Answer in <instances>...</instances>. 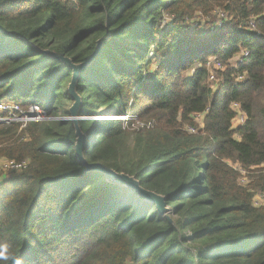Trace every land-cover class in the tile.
<instances>
[{"label":"trees","instance_id":"1","mask_svg":"<svg viewBox=\"0 0 264 264\" xmlns=\"http://www.w3.org/2000/svg\"><path fill=\"white\" fill-rule=\"evenodd\" d=\"M107 35L77 83L84 159L163 196L171 223L86 172L60 119L71 70L40 52L82 63ZM4 100L48 119L0 123V160L24 166L0 181V264H264V0H0Z\"/></svg>","mask_w":264,"mask_h":264},{"label":"water","instance_id":"2","mask_svg":"<svg viewBox=\"0 0 264 264\" xmlns=\"http://www.w3.org/2000/svg\"><path fill=\"white\" fill-rule=\"evenodd\" d=\"M109 38L110 36L107 35L106 37L99 39L96 42L94 51L85 59V61L78 64L73 63L72 60L67 57H64L63 55L56 54L51 51H41L40 53L50 57L51 59L57 62H60L63 66H66L71 70V78L67 86V91L70 100L72 101V104L68 109L69 117L66 118V120L71 121L75 128L76 140L74 144V150L76 155V161L85 166L86 172L91 171L99 173L104 176L105 180L108 183L132 189L134 193L140 198H143L145 201L152 203L155 206L156 212L160 216L165 217L166 220L171 223L170 218L167 216L169 210L166 207L165 198L163 196L151 191L144 190L140 187L138 181L135 180L133 177H130L125 174L116 173L113 170L108 169L99 163L87 164L84 159L83 149L86 143V137L80 131L79 128V121L83 118L79 115V111L81 108V98L77 93V83L81 71L85 70L93 63V61L97 58L98 54L100 53L103 43L107 42Z\"/></svg>","mask_w":264,"mask_h":264},{"label":"built area","instance_id":"3","mask_svg":"<svg viewBox=\"0 0 264 264\" xmlns=\"http://www.w3.org/2000/svg\"><path fill=\"white\" fill-rule=\"evenodd\" d=\"M223 21H224V19L219 20L215 26H218V28H220L221 26H223V24H221ZM244 28L246 30H249V32L255 31L254 26L250 23L245 24ZM255 34L260 35L258 32H255ZM247 55H248L247 51L243 49L235 57L233 62L235 63L237 61H240L242 57H246ZM209 61H211V62H209ZM209 61L207 62V67H208L209 71L211 72L210 77H209V81H211L210 83H213L216 80L217 76H216V72H214V71H213V73L215 75L212 74V69L218 70V71L223 70V69L220 66V63H218L215 58H211ZM233 107L237 110V114L233 120V124H234L235 119L237 117L240 119L241 123H243V120H244L243 114L241 112H239L237 105H233ZM24 111H26V110H22L21 108H19L18 105L14 104L12 102H8L6 100L0 101V123L7 124V123H10L13 121L23 120V121H26L23 124L25 126V124L29 121L40 122V121L47 120V118L45 119L46 113H44L43 110L41 111L40 108L36 105L29 107L25 113H24ZM199 118H200L199 115L196 116L194 118V121H199ZM125 120H127V119L125 118ZM123 122H126V121L123 120ZM139 126L142 127V124ZM189 131H190V133H195V130L192 128H189ZM10 163L11 164L9 165V167H13V168H15V166L17 168H21L23 166V164L22 165H16L14 162H10Z\"/></svg>","mask_w":264,"mask_h":264},{"label":"rangeland","instance_id":"4","mask_svg":"<svg viewBox=\"0 0 264 264\" xmlns=\"http://www.w3.org/2000/svg\"><path fill=\"white\" fill-rule=\"evenodd\" d=\"M202 19H204L202 22H206V20H205V18H202ZM188 23V22H187ZM189 25H191V23H188ZM166 25H168V22H167V19H165V20H163V21H161V23L159 24V26H160V29H164V27H166ZM210 60V59H209ZM213 61V60H212ZM209 62H211V61H209ZM192 70H193V68H189L188 70H186V72L184 73V75H186V76H189V75H191V72H192ZM213 70V69H212ZM212 74H214L213 73V71H212ZM215 75V74H214ZM242 78L243 77H237L235 80L236 81H241L242 80ZM208 82L210 83L211 81H209L208 80ZM69 84V83H68ZM71 103H72V101H71ZM32 106H34V105H31V106H29V107H32ZM28 107V108H29ZM39 107V106H38ZM19 108H21V107H19ZM27 108V109H28ZM40 108V110L42 111L43 109L41 108V107H39ZM27 109H25L26 111H27ZM23 110V109H22ZM26 111H24V113L26 112ZM43 112H44V110H43ZM113 113V110H111L110 112H108V113H103L101 116H98V117H109V116H111L112 115V113ZM45 113V112H44ZM46 116H45V119L47 118L48 119V116H47V114H45ZM67 118V117H66ZM66 118H64V117H60V119H66ZM125 118L127 119V120H125ZM21 119V118H20ZM121 120H124V121H126V122H123V123H127V121L129 120V118L128 117H122L121 118ZM134 120V122H133V126H134V128H140V126L139 125H141L142 123H139L138 121H136L135 119H133ZM200 118H199V121H195L194 123H199L200 122ZM13 122H19V123H21V127H24V123L26 122V121H23V120H18V121H13ZM240 124V125H239ZM242 125V123H241V121H240V119L237 117L236 119H235V122H234V124H233V126H232V128L233 129H235V128H237V127H240ZM132 126V127H133ZM199 129V128H198ZM11 163L10 162H6V161H3V160H0V181H2V182H4V181H6L10 176H12V175H14V174H10V173H15V172H19L20 171V169L21 168H23L24 166H22L21 168H17L16 166H15V168H13V167H9V165H10ZM235 168H236V166H234ZM17 168V169H16ZM237 170H238V172L240 173V178L238 179V181H239V183H240V185H244L245 183H246V177H245V173L243 172V171H241L240 169H238V168H236ZM256 202H257V205H260V203H263L264 202V195L263 196H260V195H258V196H256ZM168 208V207H167ZM168 210H169V208H168ZM170 210H169V212H168V214H167V216L169 217L170 216ZM170 219H171V217H170ZM171 221H172V219H171Z\"/></svg>","mask_w":264,"mask_h":264},{"label":"clouds","instance_id":"5","mask_svg":"<svg viewBox=\"0 0 264 264\" xmlns=\"http://www.w3.org/2000/svg\"><path fill=\"white\" fill-rule=\"evenodd\" d=\"M112 113V112H111ZM98 118H101V119H106V120H114V118H115V115H114V113H112V115L111 116H109V117H98ZM83 119H86V118H83ZM123 121V120H122Z\"/></svg>","mask_w":264,"mask_h":264}]
</instances>
